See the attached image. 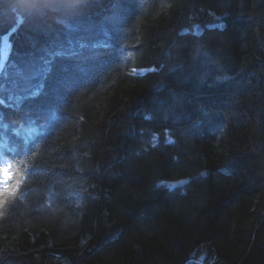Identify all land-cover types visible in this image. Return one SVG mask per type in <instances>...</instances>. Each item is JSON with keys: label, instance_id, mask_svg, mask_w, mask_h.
<instances>
[{"label": "trees", "instance_id": "16d2710c", "mask_svg": "<svg viewBox=\"0 0 264 264\" xmlns=\"http://www.w3.org/2000/svg\"><path fill=\"white\" fill-rule=\"evenodd\" d=\"M34 3L0 0V264H264V0Z\"/></svg>", "mask_w": 264, "mask_h": 264}, {"label": "snow or ice", "instance_id": "6c2138e0", "mask_svg": "<svg viewBox=\"0 0 264 264\" xmlns=\"http://www.w3.org/2000/svg\"><path fill=\"white\" fill-rule=\"evenodd\" d=\"M41 2V0H37ZM52 0H42L43 7H37L33 4L36 11L43 12L45 8H50ZM56 7L52 10L62 13L63 15H74L78 13L83 7H85V0H55ZM12 177L9 175L8 168H0V197L11 196L14 194L13 188H5V185L10 184ZM4 201L0 199V206H2Z\"/></svg>", "mask_w": 264, "mask_h": 264}, {"label": "water", "instance_id": "95a60500", "mask_svg": "<svg viewBox=\"0 0 264 264\" xmlns=\"http://www.w3.org/2000/svg\"><path fill=\"white\" fill-rule=\"evenodd\" d=\"M189 180L188 179H180V180H175V181H170L167 182V187L169 190H175L178 188H182L186 184H188Z\"/></svg>", "mask_w": 264, "mask_h": 264}, {"label": "rangeland", "instance_id": "374dc122", "mask_svg": "<svg viewBox=\"0 0 264 264\" xmlns=\"http://www.w3.org/2000/svg\"><path fill=\"white\" fill-rule=\"evenodd\" d=\"M7 50H8L7 39L6 38H3V40H2V46H1L2 57H5V55L7 53ZM204 246L207 247L208 244L206 243V244H204Z\"/></svg>", "mask_w": 264, "mask_h": 264}]
</instances>
